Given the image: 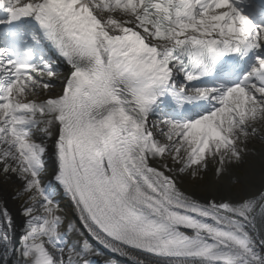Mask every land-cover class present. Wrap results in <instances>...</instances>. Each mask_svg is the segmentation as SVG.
I'll use <instances>...</instances> for the list:
<instances>
[{"label":"snow or ice","instance_id":"6c2138e0","mask_svg":"<svg viewBox=\"0 0 264 264\" xmlns=\"http://www.w3.org/2000/svg\"><path fill=\"white\" fill-rule=\"evenodd\" d=\"M257 143L264 0H0V264H264Z\"/></svg>","mask_w":264,"mask_h":264},{"label":"bare ground","instance_id":"6f19581e","mask_svg":"<svg viewBox=\"0 0 264 264\" xmlns=\"http://www.w3.org/2000/svg\"><path fill=\"white\" fill-rule=\"evenodd\" d=\"M256 148H257V151L259 153L262 150V148H264V146H262L260 143H257ZM250 163L253 164L255 166L256 170L259 172L261 165H262V163H264V161H261L260 156L257 155L254 158H250ZM209 175H211V174H209ZM14 211H15V209H14Z\"/></svg>","mask_w":264,"mask_h":264}]
</instances>
